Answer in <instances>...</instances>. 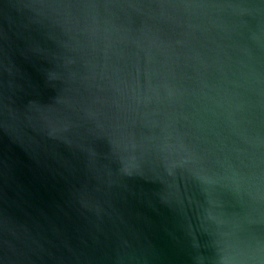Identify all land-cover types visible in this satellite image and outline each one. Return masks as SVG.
Wrapping results in <instances>:
<instances>
[{"label": "water", "instance_id": "1", "mask_svg": "<svg viewBox=\"0 0 264 264\" xmlns=\"http://www.w3.org/2000/svg\"><path fill=\"white\" fill-rule=\"evenodd\" d=\"M0 264H264V0H0Z\"/></svg>", "mask_w": 264, "mask_h": 264}]
</instances>
